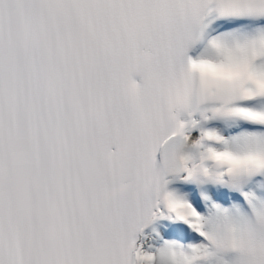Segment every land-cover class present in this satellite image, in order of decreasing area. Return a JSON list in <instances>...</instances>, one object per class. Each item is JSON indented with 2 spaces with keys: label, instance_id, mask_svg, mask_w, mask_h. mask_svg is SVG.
<instances>
[{
  "label": "bare ground",
  "instance_id": "1",
  "mask_svg": "<svg viewBox=\"0 0 264 264\" xmlns=\"http://www.w3.org/2000/svg\"><path fill=\"white\" fill-rule=\"evenodd\" d=\"M223 1L200 0L192 3L190 10L181 6L188 13L184 18L187 27L181 31L182 25L174 20L172 29L166 31L162 24L165 12L156 10L148 20H138V5L142 0H73L72 12L68 14L72 21H63L62 27L57 25L61 36L57 52L61 48L64 57L57 64V80L51 90L57 99L55 122L47 138L49 175L43 203L37 208L33 222L36 248L32 256L37 264H53L54 257L58 262L61 251L58 239L63 230L61 216L65 211L70 215V227L64 230L68 236L77 227H84V219L93 218L103 205L106 208L103 195L108 189L107 172L117 167L112 157L114 154L117 157L118 151L105 147L102 141L107 138L98 137L96 124L84 125L88 116L95 117L90 108L97 102L93 91L104 88L108 81L105 72L99 75L98 83L88 73L91 64L97 66L98 72L115 70L112 73L115 82L110 87L117 103L124 111L131 105L138 113L133 117L141 119L145 129L152 127L151 132L141 135L142 152L129 145L124 146V151L130 158L144 156L151 168L160 167L154 168L152 177L133 178L128 190L131 204L127 225L116 243V254L122 255L118 264H149V250L156 239L161 234H174L175 230L179 233L176 238L186 242L191 252L201 230L210 235L208 246L216 247L215 236L203 221V216L210 214L221 223V232L225 233L221 254L233 256L236 251L247 264H264V167L253 160L264 154V119L245 112L252 109L264 114V110L256 107H264V86L251 81V77H264L261 75L264 63H249L235 81L227 82L219 74L223 69H234L264 49V25L251 27L264 15V0H235V5ZM41 11L40 15L47 18ZM241 21L242 29L249 28L238 37L241 44L228 42L229 48L220 45L208 52L221 60H204L206 64H199L210 75L202 84L199 102L183 111L176 92L178 71L170 75L171 65L195 60L191 53L201 40L208 38L210 31L217 27L230 29ZM248 31L252 33L247 37L244 33ZM72 41L75 46H71ZM71 47L74 59L65 54ZM262 57L264 60V52ZM121 58H125L122 65ZM104 62L108 63L107 69ZM247 89L256 90L257 94L246 98L242 91ZM161 96L166 97L165 104H159ZM169 106L175 109L174 117L168 112ZM135 118L132 120L138 121ZM238 124L241 127L260 124L263 130H240V135L248 140L258 133L261 142L252 139L254 143H246L240 151L230 150L235 158L228 159L223 151L229 149L221 147L222 133ZM160 133L166 135L163 141L158 140ZM207 134L211 135L209 141L204 139ZM123 170L126 171L124 167ZM60 181L68 188L63 186L67 189L58 195ZM260 192H263L261 196ZM189 194L196 207L205 209L203 215L189 206ZM212 198L222 203L233 201L238 206L220 218V207L209 201ZM174 205L185 207L179 212ZM242 210L247 217L251 216L249 221L242 218ZM177 214H185L187 222L176 218ZM206 258L223 264V258L213 254Z\"/></svg>",
  "mask_w": 264,
  "mask_h": 264
},
{
  "label": "rangeland",
  "instance_id": "2",
  "mask_svg": "<svg viewBox=\"0 0 264 264\" xmlns=\"http://www.w3.org/2000/svg\"><path fill=\"white\" fill-rule=\"evenodd\" d=\"M235 19L241 20V18H235ZM237 23L238 24L235 27L233 26L230 29L217 27L216 29L210 31L207 36L208 38L207 39L203 38L204 40H201V43L198 45L197 49L193 53H191V56L195 59L200 58V59L208 60L211 62L221 60V58H216L215 56H213V53H208V52L214 51L215 47L220 46V45H222L223 47L229 48L227 45L228 42L232 44H237V45L241 44L238 42V37L243 33L244 30L249 29V28L245 29L244 27V29H242L241 28L242 24H240V23H243L242 21L237 22ZM255 25L257 26L264 25V15H260L258 20L255 21L251 25V27ZM251 33L252 31H248L247 33H244V35H247L248 37V35H251ZM255 33L256 32L254 31V34ZM256 36H258L257 38H259L260 34ZM263 52H264V49L257 56L253 57L250 63H257L258 61H262V63H264V60L262 57ZM249 69L250 68H248V70ZM257 105H261V104L258 103ZM256 107L260 110H264L263 106H256ZM222 115H226V114H222ZM243 122L247 123L244 120ZM240 130L245 131V130H263V129L259 127L255 128L250 125L247 126L246 124L245 126L241 127L238 124V127L236 126L234 128H229L228 130L222 133L221 147L224 149H229L233 152H237V151H240L242 149V146H244L246 143H252L253 142L252 139L254 140L255 143L259 141L261 142V139L258 138L260 137L258 133L256 136L252 138L250 137L251 139L249 138L248 140H246L243 135H240ZM203 134L204 133H202V135ZM210 137L211 135H208V134L204 135V139L206 141H209ZM256 139H259V140L255 141ZM262 193L263 192H260V196L262 195ZM200 195L202 194L200 193ZM200 195L199 197L201 198ZM230 197L231 196H229L228 198ZM189 198H190L189 206H191L194 210H196L197 214L203 215L205 209L196 207L191 201L190 194H189ZM209 201L214 206L220 207L221 212L218 214L220 218L224 216L227 212H229L233 207L238 206L233 201H230L228 203H222L214 198L210 199ZM182 207L184 208L185 206L183 205L179 207L177 205L173 206V208L175 210H178L179 212L182 211L183 209ZM242 211L244 213V216H242V218L244 220H248V219L250 220L251 216L247 217L248 214L244 210ZM184 215L185 214H177L176 218L179 217L178 219L184 220L187 222L188 217ZM213 217L214 215H211V214L209 216H203V221L205 222L206 229L212 232L213 235L215 236L216 247L212 248L208 246L207 244L202 243V241L198 240L194 242V249H193V252H191L189 251L188 245L186 244V242H181L176 238V236L179 235V233H178V230H175L173 232L174 234H165V235L161 234V236H159L156 239V241L153 243L152 248L149 250L151 251V255H150V259H148L149 261L148 263L149 264H189V263L190 264H219L214 259L212 260V259L206 258L207 256H210L213 254V256L223 258L222 260L223 264H247V260H245L241 256H238L237 255L238 252L236 251L235 253L232 254L233 256H230V255L224 256L223 254H221V252H219L221 247H223V245L225 244V233L223 231L221 232V223H219L218 221H215ZM194 254L196 255V257H194ZM201 256H203V258H201Z\"/></svg>",
  "mask_w": 264,
  "mask_h": 264
}]
</instances>
